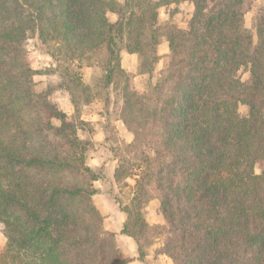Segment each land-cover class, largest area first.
<instances>
[{
    "label": "trees",
    "instance_id": "1",
    "mask_svg": "<svg viewBox=\"0 0 264 264\" xmlns=\"http://www.w3.org/2000/svg\"><path fill=\"white\" fill-rule=\"evenodd\" d=\"M184 1L0 0V264L134 261L120 257L94 206L95 183L108 175L86 165L85 124L58 109L51 88L33 87L41 72L29 64V40L51 48L77 112L91 99L84 65L99 68L101 86L119 100L134 140L109 151L115 182L135 180L121 234L135 241L138 261L162 239L157 253L172 264H264V173H256L264 166V14L255 35L245 27L248 0H190L185 28L159 22L161 8ZM163 42L166 68L140 91L122 52L152 80ZM154 198L161 227L144 218Z\"/></svg>",
    "mask_w": 264,
    "mask_h": 264
},
{
    "label": "rangeland",
    "instance_id": "2",
    "mask_svg": "<svg viewBox=\"0 0 264 264\" xmlns=\"http://www.w3.org/2000/svg\"><path fill=\"white\" fill-rule=\"evenodd\" d=\"M123 2L124 0H119ZM247 13L245 15V27L255 35V22L259 15L264 14V0H248ZM193 13V5L190 0H186L180 4H173L167 8L159 10V22L167 23L174 21L181 27H186ZM111 22H116L117 16L109 14ZM27 58L31 68L41 72V75L33 77V87L36 91L41 92L51 88L53 91V102L59 110L67 115H75L85 125L79 131V139L86 148V165L90 168L99 169L105 166L107 170L108 180L97 181L95 186L99 188L100 193L93 198L94 206L103 216V231L115 234L113 242L120 251L119 241L123 242L125 249L129 247L126 241L128 237L121 234V229L126 221V214L123 208L130 203L133 197L135 180L127 179L121 184H117L113 178L114 171L118 162L113 158L109 151L111 146H119L124 148L134 140V135L130 133L123 124L119 113L117 112L119 100L115 94H111L101 86L102 71L96 67H86L79 71L82 81L91 89V99L89 103H82L78 112L71 103L69 94L60 86L61 79L55 69L58 67L55 60L51 57V48L43 46L34 40H29L25 44ZM160 62L156 72L151 80L149 76H142L137 73L138 57L122 52V67L135 74V85L140 91L148 89L150 82H156L159 74L165 70L168 62V44L162 43L159 48ZM242 81L249 79V72L243 68L239 72ZM111 100V101H110ZM86 102V101H85ZM239 113L242 117H246L249 113L247 106L241 105ZM107 140V141H106ZM110 140V142L108 141ZM257 174L264 173V166L256 167ZM107 210L108 215L105 217L101 212V208ZM118 210L120 215L118 216ZM144 218L151 227H161L165 224L161 210L160 202L154 198L144 211ZM4 226L0 224V252L3 246ZM162 245V239L155 240L154 245L148 249V257L145 262L138 261L139 264H172L171 260L157 253ZM130 264V263H129Z\"/></svg>",
    "mask_w": 264,
    "mask_h": 264
},
{
    "label": "crops",
    "instance_id": "3",
    "mask_svg": "<svg viewBox=\"0 0 264 264\" xmlns=\"http://www.w3.org/2000/svg\"><path fill=\"white\" fill-rule=\"evenodd\" d=\"M116 211L118 212V216H119L120 212L118 210H116ZM101 212L103 213V215L105 217L108 215L107 210L104 207L101 208ZM127 239H132V238L128 237ZM124 241L127 242L129 250L127 251L124 247L123 242L119 241V247L121 249L123 258L124 259L132 258V259H134V261L131 262L130 264H139L138 260H137V258H138L137 245H136L135 241L133 239L131 241H126V240H124Z\"/></svg>",
    "mask_w": 264,
    "mask_h": 264
}]
</instances>
